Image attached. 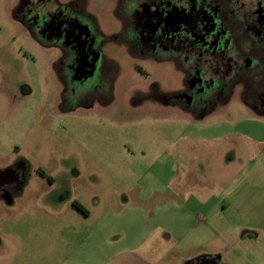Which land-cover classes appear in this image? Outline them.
I'll return each instance as SVG.
<instances>
[{"label": "rangeland", "instance_id": "rangeland-1", "mask_svg": "<svg viewBox=\"0 0 264 264\" xmlns=\"http://www.w3.org/2000/svg\"><path fill=\"white\" fill-rule=\"evenodd\" d=\"M17 1L0 0V162L24 158L31 174L21 201L0 204V264H180L222 246L212 214L224 190L264 182V108L247 103L264 87H225L207 110H187L165 102L183 84L179 68L145 63L149 77L129 60L111 103L61 110L43 57L56 52L15 20ZM84 1L115 30L118 0ZM254 4L234 14L253 21Z\"/></svg>", "mask_w": 264, "mask_h": 264}, {"label": "flooded vegetation", "instance_id": "flooded-vegetation-1", "mask_svg": "<svg viewBox=\"0 0 264 264\" xmlns=\"http://www.w3.org/2000/svg\"><path fill=\"white\" fill-rule=\"evenodd\" d=\"M253 1V21L246 14H234L241 0H118L110 15L117 25L111 31L104 29L84 0H18L15 20L36 43L56 52L43 57L47 74L54 77L61 110L95 100L111 103L125 70L122 63L130 60L149 77L152 73L144 69L145 63L179 68L183 84L173 87L165 102L202 111L226 96L221 92L225 87L232 93L241 86L245 95L264 87V41L257 33V28L264 29V1ZM212 64L221 65L215 70L220 77L211 71ZM225 75L234 82L228 83ZM260 97L259 105L246 102L264 108ZM38 172L45 175L40 167ZM30 174L24 158L1 161L0 204L21 201ZM184 264L221 262L215 255L198 253Z\"/></svg>", "mask_w": 264, "mask_h": 264}, {"label": "crops", "instance_id": "crops-1", "mask_svg": "<svg viewBox=\"0 0 264 264\" xmlns=\"http://www.w3.org/2000/svg\"><path fill=\"white\" fill-rule=\"evenodd\" d=\"M223 197L221 207L215 209L212 218L220 215L215 221L223 229L224 242L214 252L199 253L215 255L221 264H264V182L241 179L225 189ZM228 220L236 222L237 227L249 228L250 233L245 231L242 235L250 237V241L243 240L238 229H233ZM240 250L253 253L256 258L246 255L247 259L242 255L237 259ZM191 258H184L180 264Z\"/></svg>", "mask_w": 264, "mask_h": 264}]
</instances>
